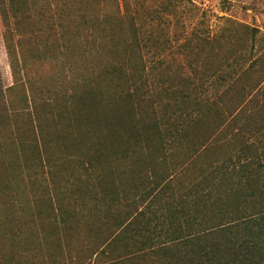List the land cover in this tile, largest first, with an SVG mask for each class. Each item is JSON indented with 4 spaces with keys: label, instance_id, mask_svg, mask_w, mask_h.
Wrapping results in <instances>:
<instances>
[{
    "label": "trees",
    "instance_id": "obj_1",
    "mask_svg": "<svg viewBox=\"0 0 264 264\" xmlns=\"http://www.w3.org/2000/svg\"><path fill=\"white\" fill-rule=\"evenodd\" d=\"M26 1L25 34L48 59L58 60L60 39L62 55L88 62V76L84 65L70 69L72 96L81 106L90 99V110L73 147H38L39 175H28L41 191L25 214L15 196L5 200L0 264H264V84L238 85L247 69L234 78L228 63L165 69L155 83L144 53L153 31L147 19L129 20L126 0H112L104 17L73 0L35 14ZM216 105L229 119L202 139L191 129ZM230 128L224 143L212 136Z\"/></svg>",
    "mask_w": 264,
    "mask_h": 264
},
{
    "label": "rangeland",
    "instance_id": "obj_2",
    "mask_svg": "<svg viewBox=\"0 0 264 264\" xmlns=\"http://www.w3.org/2000/svg\"><path fill=\"white\" fill-rule=\"evenodd\" d=\"M73 1L80 9L85 7L83 11L87 9L102 17L116 8L112 0H100V3L95 0H87V3L84 0ZM26 2L33 4V12L39 14L40 9L55 0ZM125 2L129 20L132 15L147 19L148 30L153 31L151 50H144L151 81L155 76L154 82L160 83L157 76L165 69H171L173 73L174 70H183V66L228 63L226 70L232 72L234 78L247 69L244 71L247 73L237 79L238 85L247 84L256 89L258 84H264V0ZM25 16V0H0V201L3 203H0V217L6 210L5 200L12 195L25 214V200H31L34 191H41L32 187L28 175L29 169L35 177L39 175L37 166L42 154H39L38 147L47 140L50 142L49 154H58L60 148L67 144L73 147L77 135L87 133L88 125L84 122L89 118L90 110V99L89 103L88 99H82V108L79 96H72L77 83L70 67L84 65L83 70H77L88 76V62H84V56L72 51L62 55L66 48L59 47L62 43L59 39V45L54 47L58 60L48 59L45 48L31 38L37 35L30 37L31 32L25 34ZM70 33L68 42L71 41ZM198 36L214 40L199 42ZM192 49L203 54V60L198 61L190 55L187 57ZM31 54L36 55V59ZM156 87L159 89L161 85ZM142 89L140 91L143 92ZM255 89H248L249 94ZM239 91L240 88H234L230 96L239 95ZM120 109L121 114L129 115L128 106ZM206 109L202 122L191 129L202 139L211 134L214 124L222 120L225 124L229 119L227 116V120L223 118L225 112L221 105ZM207 114L211 117L208 118ZM59 116H63L64 121ZM249 119L258 120V116ZM79 124L80 130L76 127ZM219 131L212 134L217 135L219 144L230 140L233 135L231 128L229 134ZM32 205L35 209V204Z\"/></svg>",
    "mask_w": 264,
    "mask_h": 264
}]
</instances>
